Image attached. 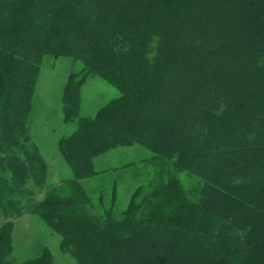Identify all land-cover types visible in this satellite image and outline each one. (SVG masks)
I'll return each instance as SVG.
<instances>
[{"label": "trees", "instance_id": "trees-1", "mask_svg": "<svg viewBox=\"0 0 264 264\" xmlns=\"http://www.w3.org/2000/svg\"><path fill=\"white\" fill-rule=\"evenodd\" d=\"M45 56L82 66L56 183L30 129ZM90 77L119 96L80 117ZM134 146L149 157L123 168L122 207L116 179L84 188L106 177L94 159ZM25 215L73 264H264V0H0V264ZM21 264L56 263L43 248Z\"/></svg>", "mask_w": 264, "mask_h": 264}, {"label": "rangeland", "instance_id": "rangeland-1", "mask_svg": "<svg viewBox=\"0 0 264 264\" xmlns=\"http://www.w3.org/2000/svg\"><path fill=\"white\" fill-rule=\"evenodd\" d=\"M80 63L70 58L54 59L45 56L42 60L30 117L31 136L40 150L42 157L48 163V180L56 183L58 180L72 177L71 170L62 161L57 143L75 130V124L63 122L62 94L68 76L81 69ZM119 93L96 77H90L81 90L80 117L93 116L102 106L117 98ZM149 157V153L137 146L119 148L93 160L92 166L102 172L105 178L82 181L87 190L110 186V181L116 179L119 184V207L127 201L135 178L132 168L141 165V161ZM122 169V170H121ZM105 173V175H104ZM136 183V181H135ZM108 200L109 194H105ZM60 238L53 233L37 216L25 215L14 221L12 234L13 261L15 264L37 258L43 248H47L56 264H73L71 258L60 250Z\"/></svg>", "mask_w": 264, "mask_h": 264}]
</instances>
